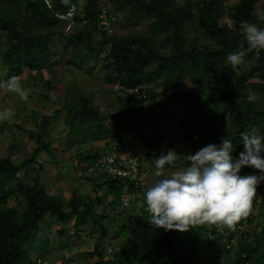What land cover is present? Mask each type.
<instances>
[{"label": "trees", "instance_id": "obj_1", "mask_svg": "<svg viewBox=\"0 0 264 264\" xmlns=\"http://www.w3.org/2000/svg\"><path fill=\"white\" fill-rule=\"evenodd\" d=\"M50 1L51 9L45 0H0V74L12 76L25 68L43 71L46 67L51 69L60 64H65L68 70L78 69L91 74L90 67L94 62L105 70V81L115 84L122 117L128 123L131 121V110L141 109L130 89L142 85L162 109L160 116L171 115L175 121L176 117L171 112L172 103L188 102L183 118L190 119L194 128H187V132L178 136L172 131L169 136L173 140L181 135L187 139L196 138L205 145L219 144L224 137L232 141L235 159L243 149V132L255 129L257 134L264 135V109L257 106L254 98L249 100L252 88L264 91V49L249 50L242 31L246 22L264 27V21L257 20L255 15L264 12V0H238L230 5L228 11L233 30L230 25L220 22L223 0H185L183 4L174 0H108L112 3L110 12L126 10L125 15L129 19H151L149 31L136 34H124L116 29L109 34L107 30L97 28L103 0ZM72 2L78 7L76 25L69 32H64V24L54 12L66 11ZM117 20L116 25L121 26ZM194 21L202 33L214 42V47L210 43L198 48L187 47L188 23ZM161 33L165 35L160 44H169V53L162 52L156 41V35ZM240 50L245 51L244 66L236 71L226 61V56L229 52ZM158 77L163 78L165 88L177 85L188 77L200 88L186 92H158L153 86ZM256 79L259 82H252ZM0 80L4 79L0 77ZM204 85L211 90L201 88ZM213 87L216 91L212 90ZM47 99L50 97L47 96ZM57 101L59 106L52 113L42 116L37 130L25 129L30 138L36 139L37 150L21 161L11 156L0 158V264H41L45 255L49 256L47 251L54 252L44 243V236H40L45 213L56 215L61 220L74 218L76 228L81 226V220L85 221L88 217L97 222L99 233L96 228L88 232L90 237H95V246L87 252V257L100 253L96 264H195L203 235L210 243L222 242L225 247L231 239L234 240L226 249L225 260L216 264H264V202L256 198L257 191L264 188V181L256 187L251 216L242 217L233 228L224 226L221 231L217 225L211 224L209 228V224H203L190 226L184 231H165L149 223L151 214L146 204L135 214L129 208L125 217L117 212L111 218L103 208L96 212L95 206L103 201L97 192L103 186H108L109 191L115 193H122L127 185L133 188L132 182L121 177L104 175L94 199L84 202L82 197H74L66 203L49 192L40 177L28 179L27 173L21 176L22 170H29L31 165L34 169L36 165L40 166L36 158L39 151L47 150L56 156L51 143L44 140L47 127L56 118L63 117L70 126V140L75 135L78 142H83L88 135L90 139L107 138L108 144L122 142L121 131L115 128V119L105 124V115L100 107L94 104L91 93L85 92L79 83L68 84L65 98H58ZM195 114L201 118V125ZM158 123L156 134L163 135L164 130ZM216 124L226 127L219 130L215 128ZM2 126L9 127L6 121ZM198 131L202 134L199 135ZM101 150L83 154L79 161H92L101 154ZM186 154V151L179 153L170 167L177 164L187 166ZM251 170L254 169L243 166L241 174H250ZM11 200L15 202L12 204ZM114 202L115 199H111L109 203L113 206ZM115 203L120 204V200ZM246 222L250 226L247 233L243 229ZM111 231L128 246L117 249L116 245H112L114 253L105 258L101 241L111 235Z\"/></svg>", "mask_w": 264, "mask_h": 264}, {"label": "rangeland", "instance_id": "obj_2", "mask_svg": "<svg viewBox=\"0 0 264 264\" xmlns=\"http://www.w3.org/2000/svg\"><path fill=\"white\" fill-rule=\"evenodd\" d=\"M174 1L183 4L185 0ZM236 1L238 0H223L224 7L219 16L221 24L230 25L232 30L234 26L229 17L228 10L229 6L233 5ZM115 11L116 20L118 19L117 21L122 25H116L115 21L114 30L116 29L120 33L136 34L143 30L149 31L151 28L152 21L149 17L129 19L125 15L126 10ZM188 24V48H198L203 44L209 43L213 45V47L215 46L214 42H211V40L197 27L195 21ZM164 35L163 33L157 34L156 41L162 52L169 53V44H160ZM61 49L63 48L61 47ZM90 68L92 73L85 74L78 69L68 70L65 64H60L51 69L46 67L43 71H32L25 68L21 73L13 74L12 76L17 77L21 86L27 91V100H20L16 93L7 90V80L12 76L6 75L5 77V75L1 73L0 77L4 80H0V84L5 86H0V110L9 109L13 114L7 120L0 121V158L11 156L14 160L21 161L30 157L37 150L38 143L36 139L30 138L25 129L37 130L42 116L52 113L54 109L59 106L57 101L58 98L60 100L65 98L68 84L72 83H79L85 92L91 93L92 101L100 107L105 115V124L115 119V128L121 131V134L124 136L127 131L128 122L122 117L121 104L118 99L119 93L117 94L114 91L116 88L115 84L105 81V70L100 65L92 62ZM48 81L50 84H48ZM162 81L163 78L158 77L153 82L154 89L158 92H186L196 91L200 88L198 84L195 85L193 83L191 77L181 80L177 85H169L167 88L163 86ZM255 81L259 82L258 79L252 82ZM206 86L207 85H204L201 88L211 90V87L208 88ZM212 90L216 91V87H213ZM250 91L257 106L264 109V91L254 90L253 88ZM47 96H49L50 99H47ZM187 108L188 102L176 101L171 105V112H173L176 120L174 121L171 115L162 116L163 119L159 122L165 127L168 134L172 131L175 135L183 134V132L188 131L187 128H194L193 122L190 119L185 120L183 118ZM195 115L199 125H201V118L197 114ZM4 121H6L9 127L2 126ZM160 123H158V125H160ZM223 127L226 126L220 124L215 125V128L219 130H223ZM69 128L70 126L66 124L63 117L61 119H54L47 127V134L44 136V140L51 143L56 156H53V154L47 150L39 151L36 158L40 166L36 165L34 169V165H31L29 170H22L21 176L27 173L28 179L34 176L40 177L41 182L47 186V190L58 195L66 203L74 197H82L84 202H88L90 199L95 198L98 184L103 182L104 178H89L85 173L84 164L81 165L79 160H81L83 154L85 155L88 152L99 149L103 150V148H108L110 144L106 145L108 141L107 138L90 139L88 135L84 137L85 139L83 142H78L75 135L72 136L73 140H70L68 139ZM198 133L199 135L202 134L199 131ZM70 141L73 142L71 143ZM202 146L203 144L200 140L196 138L187 139L180 135L175 139L173 149H176L179 153L186 151V155L189 156V154L195 152V147L200 148ZM179 168H183L182 164H177L175 167L165 166V170L169 172ZM242 170L243 166L240 169V173ZM254 172H256V169L251 170L250 174ZM154 179H156L155 175L150 178L148 186L151 185ZM148 186H146V188ZM97 193L100 194L103 201L97 203L95 206L96 212L103 208L106 214L109 213L112 218V216L117 214V209L110 205L109 202L114 198L115 202L116 200L123 199L121 193L110 192L106 185ZM256 198L264 202L263 187L261 190L257 191ZM14 202V200H11L12 204ZM143 204H145L144 197L137 203L134 202L126 207H121L119 209L120 213L118 214L122 215V217L127 216L129 208H131V213L135 214L141 209ZM51 216L45 213L43 222L41 223L42 229L40 231V236H44V243L48 244L50 249H53L54 252L51 250L49 252L47 251L49 256L45 255V259H43L44 261L41 264H96L99 261L100 253H94V255L87 257V252H91L95 246L96 239L95 237H90L91 235H89L88 232L96 228V232L99 233V231H97V222H93V220L88 217L85 221L81 220V226L76 228V219L74 218L61 220L60 217H56V215ZM258 222L259 221H256V223ZM208 227L211 228V224H209ZM218 228L221 231L224 230V226L222 225L218 226ZM243 228L245 233L249 232V223L246 222ZM62 230H64V233H60ZM201 239L203 242L199 246V256L195 264H216L218 261L225 260L227 256V247H225L224 243L218 241L210 243L208 238L204 235ZM112 245H116L117 249L128 246L126 242H122L114 235V231H111V235L101 241L102 255L105 258L111 257L114 253L115 249ZM46 249L47 248H45V250ZM111 249L112 251H110Z\"/></svg>", "mask_w": 264, "mask_h": 264}, {"label": "clouds", "instance_id": "obj_3", "mask_svg": "<svg viewBox=\"0 0 264 264\" xmlns=\"http://www.w3.org/2000/svg\"><path fill=\"white\" fill-rule=\"evenodd\" d=\"M255 15L257 20L264 21V12ZM62 22L65 25L63 20ZM242 31L249 50L264 49V27L246 22L242 25ZM244 56V50L229 52L226 61L234 70L239 71L244 66ZM6 88L16 93L20 100L28 99V93L17 77L8 78ZM252 98L250 95L249 100ZM12 114L9 109L0 110V121L7 120ZM241 140L243 149L235 159L232 155L234 145L224 137L219 144L207 143L189 154L188 165L177 170H165L166 165L172 166L177 160L178 153L174 149L170 148L166 154L156 157V179L143 192L147 211L151 214L149 223L165 231H184L190 226L203 224L222 225L231 229L242 217L251 216L256 187L264 181V135L251 129L241 134ZM104 149L106 148L102 151ZM88 162L90 161L80 163L84 164L89 178L104 177L103 174L89 171L86 167ZM242 166H250L259 171L241 174ZM126 188L132 189L127 185L121 197L127 193ZM113 207L120 212L119 209L124 207L122 199L120 204L114 203ZM233 241L231 239L226 247L230 248Z\"/></svg>", "mask_w": 264, "mask_h": 264}, {"label": "built area", "instance_id": "obj_4", "mask_svg": "<svg viewBox=\"0 0 264 264\" xmlns=\"http://www.w3.org/2000/svg\"><path fill=\"white\" fill-rule=\"evenodd\" d=\"M46 5L52 8L50 0H45ZM102 10L99 15L97 28L113 32L116 16L110 12V3L103 0ZM77 4L71 3L66 11H56L55 15L65 22V32L70 31L76 25L75 14ZM131 94L141 104V109H132L131 121L127 131L122 135V142H113L104 149L99 156L86 164L91 172L100 175L121 177L134 184L132 189L126 188L122 205L128 206L131 201L138 202L143 198V192L148 182L156 171L154 160L162 153L174 146V140L167 133L165 127L160 124L163 135L156 134V125L163 119L160 116L162 109L157 105L149 91L142 85L130 89Z\"/></svg>", "mask_w": 264, "mask_h": 264}]
</instances>
